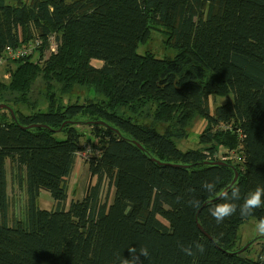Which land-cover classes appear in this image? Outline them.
I'll return each mask as SVG.
<instances>
[{"label": "trees", "instance_id": "trees-1", "mask_svg": "<svg viewBox=\"0 0 264 264\" xmlns=\"http://www.w3.org/2000/svg\"><path fill=\"white\" fill-rule=\"evenodd\" d=\"M153 30L174 56L137 54ZM51 36L56 53L43 60ZM34 39L36 60L6 62L0 81V105L16 118L0 110V264H125L141 248L140 264H264V245L254 258L252 244L236 247L239 227L264 217V206L219 224L209 214L235 172L227 192L239 188L237 205L264 187V0H0V56ZM79 90L95 98L79 104ZM211 98L226 102L211 113ZM147 107L150 124L132 117ZM196 117L205 122L200 147L181 152L175 141ZM66 122L88 127L100 150L85 162L95 182L69 202L84 133L73 123L51 131ZM33 125L50 130L22 128ZM7 164L25 196L11 220ZM41 192L52 210L39 208ZM194 242L205 251L186 256L180 246Z\"/></svg>", "mask_w": 264, "mask_h": 264}, {"label": "rangeland", "instance_id": "rangeland-1", "mask_svg": "<svg viewBox=\"0 0 264 264\" xmlns=\"http://www.w3.org/2000/svg\"><path fill=\"white\" fill-rule=\"evenodd\" d=\"M162 39L163 37L161 33L158 30H153L151 32L149 40L146 43L138 46L137 54H144L145 52H150L158 58H161L164 56H170V57L174 56L175 54L174 50L164 49V47L162 46ZM37 52L32 57L31 59L32 61H35L37 56L39 55ZM49 55H50L49 50L45 49L43 52V60L47 59ZM91 65L95 68H100L102 63L98 61H92ZM4 74L7 75V78L4 77L5 76ZM8 77H9V74H7V69L5 70L3 66H0V81L2 83L7 82L9 79ZM37 85H39V81H37ZM85 93L86 92H84L83 90H79L78 92V96H79L78 103L79 104L84 103V98L86 97L95 98V93L92 90H89L86 94ZM225 102H226V99H223V98H211L209 100L210 112L212 113L215 107L222 105ZM151 112H152V108L147 107L142 112V115L140 117L139 116L136 117L135 115H132V117L138 119L140 123L150 124L151 122L150 113ZM191 123H190L191 124L190 127L187 129L186 138L183 140L175 141V145L177 149L180 150L181 152L196 150L198 147H200L198 144L199 136L202 133V130L205 126V122L201 118L198 119V117H196ZM76 127H78V130L81 133H84V137L80 141V151L77 154V160H76V164L73 169V173L67 179L68 202L70 200L80 199L86 187L89 184H91V182L92 183L95 182V180L90 181V179L88 178L87 171L85 170L87 169L85 162L91 157L98 156L100 153L99 145L96 144L97 141L95 140V138L90 135L89 128L86 127L85 125H80ZM165 128H166L165 124L160 123L156 125V129L159 132H163ZM57 137H60V135L57 134ZM228 158L231 159L236 164H240L242 162L240 155H237L233 152L228 154ZM6 170H7V178H8V196H9L8 216H9V219L11 220L13 216L17 217V216H20V214L22 213L24 204H25V196L22 191L17 190V188L12 185L10 181L9 164H7ZM46 195L49 197L47 193H43V196L39 199V201L41 200L42 208L49 209L50 211L53 209V206H44L45 205L44 197H46ZM257 223L258 222L255 220L246 221L239 227V230H238V243L236 247H239V246L244 247L248 245L249 243H251L252 245L250 246V250L249 252L246 253V255L250 258H254L256 254L261 250L262 246L264 245V240L261 239L262 237H264V235H260L256 231Z\"/></svg>", "mask_w": 264, "mask_h": 264}, {"label": "clouds", "instance_id": "clouds-1", "mask_svg": "<svg viewBox=\"0 0 264 264\" xmlns=\"http://www.w3.org/2000/svg\"><path fill=\"white\" fill-rule=\"evenodd\" d=\"M202 187L209 194H214L216 191L215 182H205ZM221 198L226 202L215 204L209 209V214L218 224L222 223L226 218L236 214L237 210H239L241 217H245L252 215L256 209L264 206V187H257L253 192L248 193L244 198V202L239 205L233 202L238 201L241 198L238 187L232 188L230 194L227 191L223 192ZM189 205L193 208H199L200 201L191 200L189 201ZM256 231L258 234L264 235V217L259 219L256 225ZM180 248L186 256L195 255L193 248L201 254L205 251V246L199 242H194L187 247L181 245ZM129 252L131 254V259H124L125 264H140L139 257L143 256L146 258L148 256V250L146 248H141L138 253L135 249H130Z\"/></svg>", "mask_w": 264, "mask_h": 264}, {"label": "built area", "instance_id": "built-area-1", "mask_svg": "<svg viewBox=\"0 0 264 264\" xmlns=\"http://www.w3.org/2000/svg\"><path fill=\"white\" fill-rule=\"evenodd\" d=\"M40 46H41V42L37 39H34L33 41H30L28 44L22 45L21 47L16 49L6 48L3 54L0 56V66H4L6 62L10 63L15 60L23 59L27 57H30L32 59V57L36 53L37 48H39ZM48 50L50 54L56 53L54 36L48 38ZM4 75H5L4 77L7 78V75L6 74ZM223 129L224 130L230 129V127L225 126Z\"/></svg>", "mask_w": 264, "mask_h": 264}, {"label": "water", "instance_id": "water-1", "mask_svg": "<svg viewBox=\"0 0 264 264\" xmlns=\"http://www.w3.org/2000/svg\"><path fill=\"white\" fill-rule=\"evenodd\" d=\"M0 110H6V111H8V112H9V115H10V117H11V119L13 120V122H16V118H15V115H14L13 111L10 110L7 106H5V105H0ZM68 123H73V122H66V123H63V124L60 126L59 129H57V130H51V131L54 132V133H59V132L62 130V128L64 127V125H66V124H68ZM73 124H74V125H78V126L82 125V123H73ZM83 124H86V125H101V126H105L106 128H109V129H111V130H114L116 133H118L117 130L110 128V126H108V125L105 124L104 122H88V123H83ZM22 128H23L24 130H25V129H30V128H44V129H49V128L46 127V126H39V125H33V126H30V127H22ZM49 130H50V129H49ZM137 147H138V149L142 150V148H141L139 145H137ZM152 161H154V160L152 159ZM157 163H158V162H157ZM207 164H209V165H225V163H222V162H212V163H207ZM177 167L187 168V167H185V166H183V167H182V166H177ZM237 177H238V175H237V173L235 172L232 182L229 184V186H228L225 190L222 191V193L225 192V191H227L228 189H230V188L235 184V182L237 181ZM222 193H220L216 198H214V199L211 200L210 202H213V201H215V200L220 199V198L222 197ZM203 206H204V205H203ZM197 227H198V229H199V230H200V231H201V232H202L207 238L211 239L209 236H207V235L202 231V229H201V227H200L199 225H197ZM261 239L264 240V237H262ZM255 240H256V239H255ZM251 242H252V241H251ZM250 244H251V243H249L248 245L242 247L237 253L240 254V253L244 252V251L247 249V247L250 246Z\"/></svg>", "mask_w": 264, "mask_h": 264}, {"label": "crops", "instance_id": "crops-1", "mask_svg": "<svg viewBox=\"0 0 264 264\" xmlns=\"http://www.w3.org/2000/svg\"><path fill=\"white\" fill-rule=\"evenodd\" d=\"M86 171H87V169H85ZM73 173V172H72ZM43 193L44 192H41V194H40V197H39V199L43 196ZM44 201H45V205L44 206H53L54 207V203H53V201L46 195V197H44ZM48 201V202H47ZM49 204V205H48ZM38 205H39V208L41 209V210H46V211H49V209H46V208H42L41 207V200L39 201L38 200Z\"/></svg>", "mask_w": 264, "mask_h": 264}]
</instances>
